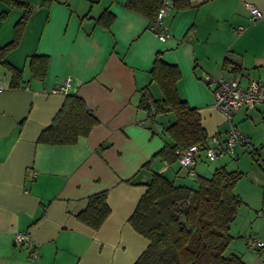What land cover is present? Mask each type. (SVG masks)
<instances>
[{
  "label": "crops",
  "instance_id": "0c3cea01",
  "mask_svg": "<svg viewBox=\"0 0 264 264\" xmlns=\"http://www.w3.org/2000/svg\"><path fill=\"white\" fill-rule=\"evenodd\" d=\"M18 1L31 8L18 45L6 54L9 63L23 68L19 87L10 86L11 72L0 63V264H133L149 239L128 219L152 171L171 178L178 168L179 180L190 178L178 163L171 167L160 157L144 165L164 144L160 124L152 131L137 106L145 86L160 96L151 83L154 56L159 52L178 67V97L197 109L208 137L223 140L228 123L202 75L219 76L226 60L239 67L243 81H264V15L250 20L245 6L254 4L264 14V0H189L195 5L177 10L165 0L164 40L145 16L125 8L124 0L53 1L49 6L43 0ZM104 8L114 14L108 28L95 22ZM22 12L0 0V46L12 39ZM239 25L243 29L236 32ZM32 54L48 56L43 79L29 76ZM66 78L74 88L69 92L82 97L98 121L74 143H40V132L66 96L50 90ZM233 122L255 139L258 126H264V104L236 110ZM203 164L198 161L196 172ZM249 177L264 187V175L256 169ZM102 190L110 211L94 229L77 213ZM234 224L229 226L231 244L239 236L238 229L231 232ZM20 231L29 234L31 244L14 242ZM255 264H264V248Z\"/></svg>",
  "mask_w": 264,
  "mask_h": 264
},
{
  "label": "trees",
  "instance_id": "16d2710c",
  "mask_svg": "<svg viewBox=\"0 0 264 264\" xmlns=\"http://www.w3.org/2000/svg\"><path fill=\"white\" fill-rule=\"evenodd\" d=\"M53 1L67 3V0H43L42 4L49 6ZM1 2L8 7L23 9L14 23L12 39L0 46V63L11 72L10 86L19 87L24 81L23 68L9 63L6 54L18 45L31 8L18 0ZM171 4L173 10L195 5L189 0H172ZM165 5V0L123 2L125 8L145 16L152 30L158 26V10ZM113 20L114 14L107 8L95 17V22L104 28H108ZM237 27L235 31L240 32ZM223 63V69L230 65L235 72L239 71L238 66L227 63L226 60ZM47 64V55H30L27 61L29 76L43 79ZM150 75L151 83L158 88L160 96L155 97L150 86H145L139 91L137 106L145 112L147 126L152 131L153 126L160 124L164 144L144 165L148 167L152 159L160 157L166 165L172 167L178 163L180 168L179 159L183 149L199 145L200 150L196 155L194 173L186 174L190 177L187 181L179 180L178 168L171 178L163 172L152 171L147 188L128 219L137 232L149 239L147 247L133 264H245L239 255L227 251L234 238L229 232V226L243 202L235 191L242 172L228 169L225 164L215 166L209 175L196 172L208 135L197 109L177 95L179 69L176 65L163 61L159 52H156ZM97 121L82 97L75 92H66L61 106L51 122L40 132L37 141L46 144H71L79 136L87 135ZM205 158L207 159L206 155ZM106 197V190L90 195L86 207L77 213V218L94 229L98 228L110 211ZM257 212L264 217V187Z\"/></svg>",
  "mask_w": 264,
  "mask_h": 264
},
{
  "label": "built area",
  "instance_id": "2783aa9c",
  "mask_svg": "<svg viewBox=\"0 0 264 264\" xmlns=\"http://www.w3.org/2000/svg\"><path fill=\"white\" fill-rule=\"evenodd\" d=\"M249 11V19L255 20L260 18L262 11L251 3H245ZM165 7L162 6L157 12L158 26L155 30L159 39L164 40L168 36V25L164 21ZM154 28V26L152 27ZM243 29L239 25L237 31ZM202 80L212 89L215 107L221 111L225 121L228 123V129L224 140H220L217 136L208 137L204 152L209 160H214L223 154H232L236 144L246 145L248 138L244 136L233 122V114L240 108L251 109L259 104H264V81L257 78L248 77L243 81L232 66L228 65L223 69L222 74L213 77L210 74L204 73ZM70 79L66 78L61 84L54 86L51 92H69L73 91ZM200 150L199 145H191L182 150L180 155V166L185 170L186 174H193L196 165V155ZM14 242L16 244L27 243L31 244V238L27 232L20 231L14 234ZM246 247L250 251H258L264 247V241L257 236H249L245 240ZM36 256V252H32Z\"/></svg>",
  "mask_w": 264,
  "mask_h": 264
},
{
  "label": "rangeland",
  "instance_id": "374dc122",
  "mask_svg": "<svg viewBox=\"0 0 264 264\" xmlns=\"http://www.w3.org/2000/svg\"><path fill=\"white\" fill-rule=\"evenodd\" d=\"M240 127L243 128V126H239L237 129L248 138V143L246 145L237 144L232 154H223L212 161L206 159L205 153L201 152L204 164L201 165L202 171H198V173L209 175L214 167L219 164H225L228 169H236L242 172V176L236 182L235 191L243 202L238 207L237 216L234 219L236 228L232 227L231 229V232L239 230V236L236 238L238 242L235 244L230 243L227 251L240 255L242 260L248 264H255V257H257L259 252L250 251L246 247L244 237L260 236L262 241H264V217L257 212L261 205L262 185L255 186V183L249 177L253 168L261 175H264L262 174L264 173V126H258L255 131V139L251 141L240 130Z\"/></svg>",
  "mask_w": 264,
  "mask_h": 264
}]
</instances>
